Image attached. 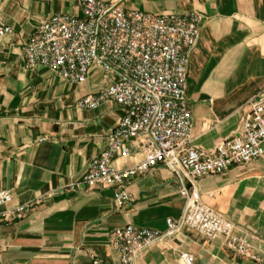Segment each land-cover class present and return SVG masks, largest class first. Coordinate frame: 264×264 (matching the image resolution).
I'll return each mask as SVG.
<instances>
[{
  "label": "crops",
  "instance_id": "obj_1",
  "mask_svg": "<svg viewBox=\"0 0 264 264\" xmlns=\"http://www.w3.org/2000/svg\"><path fill=\"white\" fill-rule=\"evenodd\" d=\"M126 11L152 15L195 12L199 36L187 67L185 99L191 115L189 146L213 150L240 133L251 99L264 98V0H123ZM80 16L79 0H0V22L12 33L0 40V264H91L97 257L119 264L111 233L126 225L166 231L184 207L179 195L189 184L163 166L129 183V202L116 208L111 189L69 191L90 160L107 146L122 117L112 102L96 110L76 101L106 86L92 71L70 85L42 68L26 69L22 48L52 16ZM117 170L142 159L137 141L126 143ZM201 202L234 226L251 258L191 230L163 238L132 264H264V158L193 183ZM23 207L21 215L13 214Z\"/></svg>",
  "mask_w": 264,
  "mask_h": 264
},
{
  "label": "built area",
  "instance_id": "obj_2",
  "mask_svg": "<svg viewBox=\"0 0 264 264\" xmlns=\"http://www.w3.org/2000/svg\"><path fill=\"white\" fill-rule=\"evenodd\" d=\"M123 0H79L80 16L57 15L43 21L22 48L26 69L42 68L70 85L83 83L99 71L108 84L80 97L76 107L93 111L102 103L118 105L123 115L107 136V146L90 160L84 173L68 186L69 191L111 189L116 208L129 202L131 181L157 166H163L190 189L181 187V216L166 221V231L126 225L110 236L119 264H132L147 249L182 230H191L207 240L222 237L224 247L251 258L249 245L234 236V226L204 205L193 183L208 176L264 158V98L251 99L240 133L220 142L213 150L189 146L191 115L185 99L187 67L199 36L200 16L195 12L152 15L126 11ZM12 33L0 22V40ZM137 141L142 159L132 167L117 170L116 158H127L129 141ZM11 201L0 192V207ZM24 208L13 214L19 216ZM182 264H193L187 253ZM91 264H106L91 257Z\"/></svg>",
  "mask_w": 264,
  "mask_h": 264
}]
</instances>
